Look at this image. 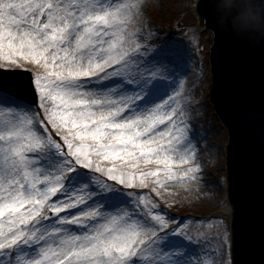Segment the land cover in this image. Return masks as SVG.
<instances>
[{
  "label": "snow or ice",
  "instance_id": "6c2138e0",
  "mask_svg": "<svg viewBox=\"0 0 264 264\" xmlns=\"http://www.w3.org/2000/svg\"><path fill=\"white\" fill-rule=\"evenodd\" d=\"M229 7L195 11L211 43L258 57L259 81L205 97L198 42L158 28L144 0H0V264H252L257 243L264 255V33ZM209 105L217 132L243 118L253 133L238 181L244 200L258 191V234L237 229L231 197V226L168 210L221 187L195 122Z\"/></svg>",
  "mask_w": 264,
  "mask_h": 264
},
{
  "label": "rangeland",
  "instance_id": "374dc122",
  "mask_svg": "<svg viewBox=\"0 0 264 264\" xmlns=\"http://www.w3.org/2000/svg\"><path fill=\"white\" fill-rule=\"evenodd\" d=\"M192 0H144L145 11L147 17L155 23L158 28H163L164 31L172 33L176 32L178 36L190 39L194 44L198 42L196 49L197 55L202 58L205 66L206 75L204 77V83L196 86V91L207 97L211 84V73L209 64V50L211 43L207 36H204L200 29H198L196 19L189 7ZM181 2H184L185 7L179 6ZM200 63V61H196ZM206 111V115H205ZM214 117V111L211 105L208 109L201 112L200 116L196 117L195 122L198 128L201 130L200 134L203 135V129L207 128V141L203 146L209 147L210 152L204 154V159L207 163L205 171L209 174L207 179L211 181H218L221 185L220 188L213 186V194L205 195L202 199H196L194 196L185 197L181 193L179 200L183 201V206L177 208L172 207L168 210L174 215H190L194 217H210L216 215L218 212L225 210L228 211L230 205L227 208L224 207L227 204L226 196V169H225V147L227 143V132L225 134L222 131L217 132L216 129L220 126V122ZM218 145L217 148H213L212 145ZM189 201H191L189 203ZM221 201L224 203L222 204ZM216 221H213L215 223ZM199 227V225H197Z\"/></svg>",
  "mask_w": 264,
  "mask_h": 264
},
{
  "label": "water",
  "instance_id": "95a60500",
  "mask_svg": "<svg viewBox=\"0 0 264 264\" xmlns=\"http://www.w3.org/2000/svg\"><path fill=\"white\" fill-rule=\"evenodd\" d=\"M203 3V0H201ZM197 12V11H196ZM201 20L203 9L198 13ZM204 25V24H203ZM205 30V29H204ZM213 40V35L208 31ZM210 66L211 75H215V89H211L214 95L219 96L226 87H235L244 89L258 83L261 68L258 57H250L242 53V51L220 38H215V43L210 48ZM228 142L226 146V171L229 175V169L233 175V183L231 187L228 184V197L236 201L235 208V225L238 230L247 231L255 229L258 234L260 222V201L258 191L255 197L249 202L244 200L240 194V185L238 181V173L241 162L249 146V138L253 135L248 127H246L243 118L233 124L231 132L227 128ZM258 137V131L255 133ZM228 183V182H227ZM231 223H233L231 219ZM243 259L251 261L252 264H260L264 259L259 244L246 252Z\"/></svg>",
  "mask_w": 264,
  "mask_h": 264
},
{
  "label": "clouds",
  "instance_id": "9594fccd",
  "mask_svg": "<svg viewBox=\"0 0 264 264\" xmlns=\"http://www.w3.org/2000/svg\"><path fill=\"white\" fill-rule=\"evenodd\" d=\"M226 3L230 6L227 12L236 10L233 22L244 31L264 33V7L261 4L255 0H226Z\"/></svg>",
  "mask_w": 264,
  "mask_h": 264
},
{
  "label": "bare ground",
  "instance_id": "6f19581e",
  "mask_svg": "<svg viewBox=\"0 0 264 264\" xmlns=\"http://www.w3.org/2000/svg\"><path fill=\"white\" fill-rule=\"evenodd\" d=\"M179 6L182 7V8H184L185 7L184 2H181L179 4ZM195 6H196V0H192L191 3H190V5H189V7H190V9H191V11H192L195 19H196L198 29H200V31L203 32L204 31V27H203V24L200 22V20H199V18L197 16V12L195 11ZM203 35L204 36H207V38L209 39L208 42L211 43V40H212L211 34L208 33V32H204ZM223 133L225 134V131L224 130H223ZM231 213H232V207L230 206V208L228 209L227 212H225V210H222L221 212H218L216 215L222 214V215L229 216V220H228V224H229V222L231 220ZM229 226H230V224H229Z\"/></svg>",
  "mask_w": 264,
  "mask_h": 264
}]
</instances>
